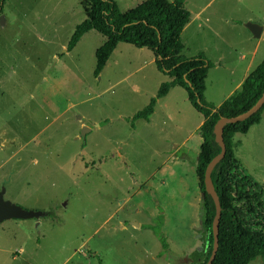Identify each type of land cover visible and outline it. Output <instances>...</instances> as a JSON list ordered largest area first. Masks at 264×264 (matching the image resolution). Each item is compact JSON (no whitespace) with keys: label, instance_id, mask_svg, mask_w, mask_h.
I'll list each match as a JSON object with an SVG mask.
<instances>
[{"label":"rangeland","instance_id":"374dc122","mask_svg":"<svg viewBox=\"0 0 264 264\" xmlns=\"http://www.w3.org/2000/svg\"><path fill=\"white\" fill-rule=\"evenodd\" d=\"M115 1L127 12L146 0ZM208 2L203 18L212 23L194 24L181 36L184 56L202 52L214 65L217 59L229 65L236 53L224 41L241 48L239 33L248 31L224 20L242 26L264 20V0H187L185 7L196 14ZM85 3L6 0L0 15V192L5 188L6 200L45 214L40 225L36 219L1 223L0 264L202 262L209 242L197 173L201 116L176 88L157 103L150 123L138 120L132 128L133 116L169 78L150 50L125 43L95 76V54L106 38L94 30L68 52L87 19ZM84 127L90 129L85 136ZM234 141L238 177L264 189V112L260 124ZM237 210L247 228L264 232V196Z\"/></svg>","mask_w":264,"mask_h":264},{"label":"trees","instance_id":"16d2710c","mask_svg":"<svg viewBox=\"0 0 264 264\" xmlns=\"http://www.w3.org/2000/svg\"><path fill=\"white\" fill-rule=\"evenodd\" d=\"M87 19L78 25L68 44V52L75 49L84 35L96 31L106 38L96 51L95 76L104 70L118 44H130L138 49L150 50L155 58L157 70L168 76L170 81L161 84L149 104L137 112L132 120V128L138 120L150 121L157 101L168 95L175 87L186 91L188 101L204 122L201 127L203 144L197 162V173L204 195L207 241L209 252L198 264H207L213 250V220L216 214L214 200L207 193L204 179L208 165L220 154L221 147L216 140L215 128L222 118H233L246 113L264 95V60L249 74L240 89L216 107L205 99L206 80L214 64L203 53L193 57L183 54L181 36L190 23L191 13L185 7L186 0H146L135 8L122 12L115 0H85ZM6 0H0V15ZM264 105L245 121L224 127L223 138L226 155L211 172V179L219 197L222 215L219 224V249L213 264H250L260 259L264 264V232H254L240 219L237 205L247 202L260 204L264 189L252 178L238 177L241 167L236 159L234 138L246 135L251 127L261 123ZM254 191H246V188ZM163 249L168 245L159 236Z\"/></svg>","mask_w":264,"mask_h":264},{"label":"crops","instance_id":"0c3cea01","mask_svg":"<svg viewBox=\"0 0 264 264\" xmlns=\"http://www.w3.org/2000/svg\"><path fill=\"white\" fill-rule=\"evenodd\" d=\"M186 2H187V0H186ZM212 2H208L206 5L199 8V10L197 11L196 14L191 13L190 23L184 28L182 35L185 34L186 32H188V30H190L194 24H197L196 29H198L200 27L201 28L207 27L210 25V23H212V18H209V17H206L205 19L203 18L204 16H207L206 11L208 10V6ZM185 5H186V3H185ZM224 23L227 25L231 24V26L233 28H239V29L244 28L245 30L248 31V33H246V35L239 33V36H243V41L241 42V44H242L241 48H239L237 46L238 47V49H237L236 45L234 43H229L227 41H224V45L229 50H232L233 53H236L235 59L233 62H231V64L225 65V64H223V60L217 59L214 61V63H215L214 67L209 70L208 77L206 80L205 99L208 102L214 104L216 107L220 106L235 91L240 89L241 85L243 84L245 79L249 76V74L251 72H253L261 64V62L264 60V55L260 56V52L264 49V20L254 21V20H251V18H250L248 20V22L247 21L244 22L245 24L246 23H255V24L260 25L263 28L261 37L258 39L253 37L252 33L245 27V25H243V26L240 25L241 24L240 20H236L235 18H226L224 20ZM142 50H146V49H142ZM200 53H202V52H200ZM183 54H184V51H183ZM152 55H153V53H152ZM190 57H193V56H190ZM260 60H261V62L259 63ZM153 61L155 64L154 55H153ZM212 73L215 74V78H214V80L210 81V79H208V78H209V75ZM166 77L169 78L168 76H166ZM169 81H170V78H169ZM211 85H212V87H210ZM176 88H179V87L172 88L170 90V92L168 93V95L162 99H159L157 101V103L159 101L164 100V99L168 98L169 96H171V94L173 92H175ZM209 88H213L212 93H210L211 98L208 97ZM180 89H182V88H180ZM187 98H188V96H187ZM215 99H218V100H215ZM154 112H155V110H154ZM150 121H151V117H150ZM150 121L147 123H150ZM203 122H204V118L201 116V118L199 120V124L197 126V131L200 132L201 136H202L201 127L203 125ZM168 160H169V158H168ZM36 220L39 222V219H36ZM40 224H41V222H39L38 225H40ZM138 225H139L138 228H140L141 224H138ZM123 228L124 227H121V229H123ZM12 254H14V253H12ZM194 264H198V263H194Z\"/></svg>","mask_w":264,"mask_h":264},{"label":"water","instance_id":"95a60500","mask_svg":"<svg viewBox=\"0 0 264 264\" xmlns=\"http://www.w3.org/2000/svg\"><path fill=\"white\" fill-rule=\"evenodd\" d=\"M3 19V17H2ZM245 27L252 33L253 37L258 39L261 37L263 28L255 23H246ZM264 105V95L261 97V99L246 113L233 117V118H222L218 121L216 128H215V135L216 140L219 143L221 147V152L219 155H217L211 163L208 165L206 174H205V187L207 190V193L210 194L214 200L215 207H216V214L213 220L212 230H213V250L211 253V256L207 262V264H213L218 249H219V224L221 220L222 215V208L220 204L219 197L215 191L212 179H211V172L214 168V166L221 161L225 155H226V145L224 143L223 138V132L224 127L228 124H236L238 122H242L250 118L252 115L256 114L260 108ZM78 119H81V117H78ZM88 132H90V129L87 127L83 128L82 135L85 136ZM6 189L3 188L0 192V224L3 223L6 220H12V219H18V220H28V219H40L44 216V213L41 211H30L25 210L22 207H20L17 204H14L11 201H8L5 199ZM136 227H139L138 224L134 223Z\"/></svg>","mask_w":264,"mask_h":264}]
</instances>
